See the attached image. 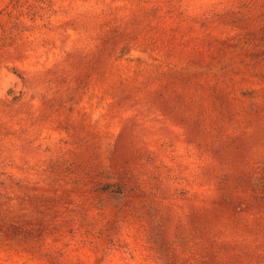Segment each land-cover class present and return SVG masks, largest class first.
Masks as SVG:
<instances>
[{
  "label": "rangeland",
  "instance_id": "obj_1",
  "mask_svg": "<svg viewBox=\"0 0 264 264\" xmlns=\"http://www.w3.org/2000/svg\"><path fill=\"white\" fill-rule=\"evenodd\" d=\"M0 264H264V0H0Z\"/></svg>",
  "mask_w": 264,
  "mask_h": 264
}]
</instances>
